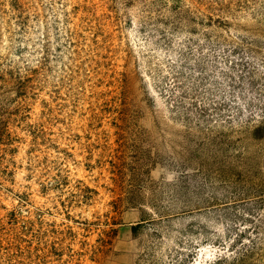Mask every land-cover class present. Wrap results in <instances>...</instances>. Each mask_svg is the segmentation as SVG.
I'll use <instances>...</instances> for the list:
<instances>
[{
  "label": "rangeland",
  "instance_id": "rangeland-1",
  "mask_svg": "<svg viewBox=\"0 0 264 264\" xmlns=\"http://www.w3.org/2000/svg\"><path fill=\"white\" fill-rule=\"evenodd\" d=\"M262 199L264 0H0V264H264Z\"/></svg>",
  "mask_w": 264,
  "mask_h": 264
},
{
  "label": "trees",
  "instance_id": "trees-1",
  "mask_svg": "<svg viewBox=\"0 0 264 264\" xmlns=\"http://www.w3.org/2000/svg\"><path fill=\"white\" fill-rule=\"evenodd\" d=\"M262 203H264V199H262ZM261 219H262V218H261ZM255 227H256V229H257V228H259V227H260V225H259V224H257ZM191 253H193V250H192V249H190V250H189V254L187 255V257H188V258H190V257L192 256V254H191Z\"/></svg>",
  "mask_w": 264,
  "mask_h": 264
}]
</instances>
